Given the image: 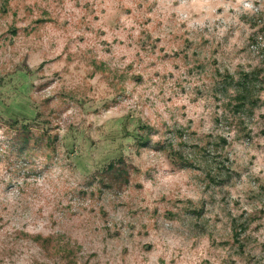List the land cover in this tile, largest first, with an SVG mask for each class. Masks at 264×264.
Returning <instances> with one entry per match:
<instances>
[{"label":"rangeland","instance_id":"rangeland-1","mask_svg":"<svg viewBox=\"0 0 264 264\" xmlns=\"http://www.w3.org/2000/svg\"><path fill=\"white\" fill-rule=\"evenodd\" d=\"M0 264H264V0H0Z\"/></svg>","mask_w":264,"mask_h":264},{"label":"trees","instance_id":"trees-1","mask_svg":"<svg viewBox=\"0 0 264 264\" xmlns=\"http://www.w3.org/2000/svg\"><path fill=\"white\" fill-rule=\"evenodd\" d=\"M251 41L254 42L255 39H253V40L251 39ZM255 80H256V78H254V80H250V82H254Z\"/></svg>","mask_w":264,"mask_h":264},{"label":"clouds","instance_id":"clouds-1","mask_svg":"<svg viewBox=\"0 0 264 264\" xmlns=\"http://www.w3.org/2000/svg\"><path fill=\"white\" fill-rule=\"evenodd\" d=\"M246 7H251V5H246Z\"/></svg>","mask_w":264,"mask_h":264}]
</instances>
